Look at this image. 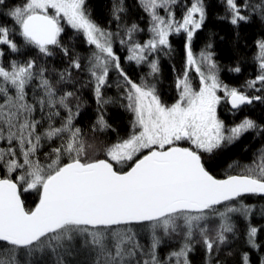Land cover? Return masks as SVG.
<instances>
[{"label": "snow or ice", "instance_id": "obj_1", "mask_svg": "<svg viewBox=\"0 0 264 264\" xmlns=\"http://www.w3.org/2000/svg\"><path fill=\"white\" fill-rule=\"evenodd\" d=\"M221 2L225 15L218 19L233 26L237 43L241 25L259 21L264 26V0ZM138 3L149 18L151 35L144 42L136 39L144 29L125 21V0H111L109 6L115 32L92 18L87 0L12 5L0 0V10L7 9L0 17L12 22V27L0 23V264H44L45 256L49 264H74L80 254L84 264H191L196 244L204 249L205 264H222L217 257L237 239L236 216L246 221L245 245L264 250L257 242L264 225L251 223L254 206L244 200L264 197V148L238 174L218 177L211 171L216 155L243 134L264 136V125L247 117L226 127L217 114L221 100L239 110L264 102V95L250 96L222 82L211 35L198 56L194 53L193 40L209 17L205 0H192L180 19L173 11L177 0ZM61 21L93 46L86 65L61 42ZM173 35H182L186 59L176 78L178 97L168 105L147 76L159 73V61L152 57L172 52ZM17 36L41 57L59 49L66 67L49 74L36 59H6L21 52ZM117 41L126 48L128 61L147 65L139 83L122 67L113 48ZM254 46L258 73L244 87L264 93V36ZM192 70L198 90L189 77ZM227 71L239 74L242 69L237 64ZM81 72L88 73L84 83L76 79ZM110 72L117 74L116 86L127 101L121 106L133 118L125 138L96 150L86 145L76 124L84 105L79 92L90 87L97 105L89 131H114L106 118L112 100L104 95L112 86ZM30 192L38 202L29 209L22 197ZM260 214L264 218V209ZM145 224L147 243L134 227ZM165 238L180 243L161 258L158 250ZM238 264H252L248 251L239 253Z\"/></svg>", "mask_w": 264, "mask_h": 264}, {"label": "trees", "instance_id": "obj_2", "mask_svg": "<svg viewBox=\"0 0 264 264\" xmlns=\"http://www.w3.org/2000/svg\"><path fill=\"white\" fill-rule=\"evenodd\" d=\"M192 0H177V4L173 6L175 12L180 17L183 15L187 6H190ZM253 3L256 0H252ZM9 5L19 4L21 0H8ZM111 0H87L88 10L92 14V18L103 28L115 32L117 30L116 23L111 20L109 15V6ZM128 7V13L126 14L125 21L127 23H138L144 31L136 36L139 42H144L149 37L148 32L149 18L148 14L143 11L142 7L139 6L138 0H125ZM205 4L209 13L208 20L202 31H199L196 38L193 40V51L196 55L199 54L204 45L208 42L211 35L213 50L216 53L215 59L221 66L220 79L223 83L229 87L241 86L244 87L245 82L254 79L258 73L257 61L255 57L257 55V49L254 46V42L257 39L264 36V26L259 24V21H255L248 25H241L239 29L240 39L237 43L235 30L226 20H220L218 17L225 15V10L221 0H205ZM0 11H7L2 9ZM178 16V17H179ZM0 23H4L9 27H12V22L7 17H0ZM63 26V25H62ZM64 32L61 33V42L68 47H71L73 53L81 58L83 64H87L86 58L90 57L93 46H89L81 35H78L75 30L69 26L64 25ZM16 40L21 44V52L9 54L6 59H17L24 61L26 59H36L37 63L46 66L49 70V74L53 71H60L67 65V58L59 51V49L53 48L55 55L51 57H41L38 50L29 46L23 45L22 38L16 37ZM172 44V52L170 54H164L161 52L155 56V59L159 61L160 71L156 76H147L148 81L152 82L158 80L157 87L158 92L162 95L163 100L166 103H170L176 99L178 91L176 89V78L183 73L185 66V51H184V40L182 35H173L170 38ZM114 51L121 58L122 67L128 75L138 83L140 76L143 78L147 75V65L138 66L135 61H128L126 59L127 53L126 48L121 46L118 41L113 44ZM237 64L241 67L242 71L239 74L227 71L228 68L234 67ZM86 74V72H84ZM88 74V73H87ZM76 76V79L81 83L84 81ZM84 77V76H83ZM159 78V79H158ZM81 79V80H80ZM111 87L104 89V95L106 98H111L112 103L106 106V118L112 125L113 130H108L104 133H92L89 131L90 126L95 118V109L97 107L91 88L87 87L80 90L79 95L82 97L84 102L81 115L77 118L76 124L81 127L85 133L86 143L99 141L101 145H109L117 142L121 138H125L130 131V123L133 118L132 113L127 111L122 104H126L123 93L116 86L117 74L110 72ZM122 83V81H121ZM79 87V84L77 85ZM240 89V88H239ZM250 96L252 95H264V93L255 92L252 89H243ZM251 91V92H250ZM261 105V106H260ZM229 108V107H228ZM234 110L227 109L223 114L233 115L237 117L244 115H251V119L258 121V124L263 123V112L264 105L259 102H254L251 105L242 106V110L239 112H233ZM262 112V113H261ZM240 119V117H239ZM260 147H264V136H257L254 134H246L235 144L225 148L223 151L218 153L214 160L211 161V171L218 177L231 173L234 174L236 170L225 171L227 165L234 164L244 166L245 161H250V158L254 156L253 152L258 151ZM261 149V148H260ZM48 149H42L46 152ZM259 152V151H258ZM253 154V155H252ZM256 154L255 157L256 158ZM42 160L44 159L41 157ZM235 170V171H234ZM240 171H237L239 173ZM22 199L25 202L27 208H33L35 203L38 202V197L35 192L25 193ZM245 203L254 206V215L251 218V223L254 226L264 225V218L261 217V210L264 209V197L259 196H246L244 198ZM238 228L237 239H235L231 245H229L224 251H222L217 259L222 264H238L239 253L242 251H248L252 264H259V259L264 257V250L249 249L245 243V229L246 221L236 216L234 217ZM79 241V240H77ZM148 242V240H147ZM257 242L262 244L264 247V230L258 233ZM176 247H168L164 251L158 250V254L161 258L166 257L170 251L175 250ZM232 251L233 256H228L227 252ZM164 253V255H163ZM39 255V254H38ZM189 259L191 264H205V253L202 246H195L194 251L190 253ZM44 264H49L48 257H43ZM37 264H41L37 261ZM215 264V261H213Z\"/></svg>", "mask_w": 264, "mask_h": 264}, {"label": "rangeland", "instance_id": "obj_3", "mask_svg": "<svg viewBox=\"0 0 264 264\" xmlns=\"http://www.w3.org/2000/svg\"><path fill=\"white\" fill-rule=\"evenodd\" d=\"M20 1V0H19ZM173 11H174V13H175V16H176V18L177 19H180L181 17L179 16V15H177V12H175V10L173 9ZM160 14L161 15H164L165 13L163 12V10H160ZM179 16V17H178ZM61 24L64 26V25H67L65 22H63V21H61ZM68 26V25H67ZM148 26H149V24H148ZM70 27V26H69ZM151 35V34H150ZM150 35H149V37H150ZM148 37V38H149ZM147 38V39H148ZM171 38V37H170ZM126 53L128 54V52H127V50H126ZM156 56V55H155ZM155 56H153L152 58L153 59H155ZM198 56V55H197ZM88 58H86V60H87ZM87 62V61H86ZM138 66H141V65H138ZM180 75H182V74H180ZM84 76V77H83ZM79 77L80 78H82L84 81H82L83 83L84 82H86L87 80H88V74H87V72H86V74L84 73V72H81L80 73V75H79ZM189 77H190V79H191V82H192V85H193V87L194 88H196L197 90H198V86H199V78H198V76L196 75V73H195V71L194 70H192V71H190L189 72ZM141 79H142V77L140 76V78H139V80H138V83L141 81ZM159 79V78H158ZM81 80V79H80ZM150 82V81H149ZM157 82H158V80H154V81H152V82H150L151 84H154L155 85V87H156V90H157V93H158V95L160 96V98H161V100H162V102H164L165 104H168V105H170V104H172V103H174L175 102V100L177 99V97H178V95H177V97H176V99H174V101H172V102H168V103H166L164 100H163V98H162V95H160L159 94V92H158V87H157ZM175 86H176V84H175ZM236 88H240L242 91H245V90H243V89H247V88H245V87H241V86H236ZM86 89H88L87 87H86ZM248 90V89H247ZM246 92V91H245ZM251 92V91H250ZM220 95H223L222 93H219ZM254 102H259L260 104H262V105H264V102H262V101H254ZM253 102V103H254ZM245 106V105H244ZM261 106V105H260ZM229 107V108H228ZM227 109H231V110H234V109H232L231 108V105L230 104H228L226 101H224L223 99L221 100V103H220V105L217 107V114H218V116H219V118L222 120V121H224V123H225V126L226 127H231V126H233V125H235V124H238V123H240L245 117H247V118H250L251 119V115H244V116H235V114H233V115H224L223 113L225 112V111H227ZM224 110V112H222ZM240 110H242V107L239 109V110H234L233 112H239ZM226 113V112H225ZM262 113V112H261ZM263 115H264V112H263ZM239 117H240V119H239ZM264 117V116H263ZM254 121H256L255 119H253ZM263 120V123H264V118L262 119ZM256 123L258 124V121H256ZM262 125V124H261ZM254 134L255 135V133H253V132H247V133H245V134H243L241 137H240V139L244 136V135H246V134ZM239 139V140H240ZM239 140H237V141H239ZM236 141V142H237ZM235 142V143H236ZM235 143H233V144H235ZM233 144H231V145H233ZM86 145H92L93 146V148L94 149H96V150H99L100 148H102V147H104L105 145H101L100 143H99V141H93V142H89V143H86ZM231 145H229V146H231ZM184 146H187V144H184ZM228 146V147H229ZM93 148H89L88 149V151H89V154L91 155L92 154V152H93ZM260 148H264V147H260ZM260 148H258L259 150H260ZM258 150V151H259ZM258 151H254L253 152V154H254V156L253 157H251L250 158V161H245L244 162V165H249V164H251L252 162H253V160L255 159L254 157H255V154L257 155L258 154ZM252 154V155H253ZM100 158H103V156H102V154L100 155ZM229 165H231V164H229ZM229 165H227V167L228 168H226V170L225 171H230L231 170V168H233V169H243V166H241L240 164H238V165H236V164H234L233 165V167H229ZM241 169V170H242ZM241 170H234L235 171V173L234 174H238L237 173V171H241ZM232 171V170H231ZM135 228H137L138 230H140L141 231V238L143 239V241L145 242V243H147V240H148V237H149V227H148V225L147 224H145V225H143V226H139V225H135L134 226ZM166 239V242L160 247V251L162 252V251H164V249L166 250V249H168V247L170 246V247H176V249L175 250H177L178 249V247H179V243H180V240H179V238H173V239H167V238H165ZM76 243V246L77 247H79V244H80V241H76L75 242ZM196 246H201L200 244H196ZM164 253H165V251H164ZM164 253H163V255H164ZM74 264H84V255L83 254H80V255H78L76 258H75V261H74Z\"/></svg>", "mask_w": 264, "mask_h": 264}, {"label": "bare ground", "instance_id": "obj_4", "mask_svg": "<svg viewBox=\"0 0 264 264\" xmlns=\"http://www.w3.org/2000/svg\"><path fill=\"white\" fill-rule=\"evenodd\" d=\"M146 71H148V69H146Z\"/></svg>", "mask_w": 264, "mask_h": 264}]
</instances>
